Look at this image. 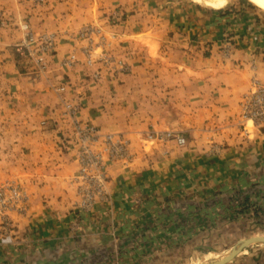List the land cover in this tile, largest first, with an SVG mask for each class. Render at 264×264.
<instances>
[{"label":"crops","instance_id":"0c3cea01","mask_svg":"<svg viewBox=\"0 0 264 264\" xmlns=\"http://www.w3.org/2000/svg\"><path fill=\"white\" fill-rule=\"evenodd\" d=\"M234 8L199 11L183 0H0V138L14 123L22 139L14 163L2 154L0 183L15 181L30 202L25 215L12 214L0 264H161L226 230L242 218L240 208L248 215L254 204L264 209V126L248 130L241 117L251 81L264 84V13ZM24 21L58 35L46 75L25 74L15 61ZM86 26L113 35L130 74L94 84V69L81 56L74 68L61 66L73 49L82 53L87 43L75 37ZM65 84L66 92H55ZM61 98L81 104L82 120L130 140L133 158L108 166L109 198L89 211L76 210L80 166ZM151 130L178 132L187 143L146 151L140 139ZM252 255L238 264H264V248Z\"/></svg>","mask_w":264,"mask_h":264},{"label":"built area","instance_id":"2783aa9c","mask_svg":"<svg viewBox=\"0 0 264 264\" xmlns=\"http://www.w3.org/2000/svg\"><path fill=\"white\" fill-rule=\"evenodd\" d=\"M43 2L44 0H38ZM24 39L17 47L21 54H27L37 64L39 72H45L48 68V55L52 52L55 43L54 34L35 35L27 23L22 24ZM93 36H97L95 42ZM80 37L88 39L87 65L92 66L95 62L93 46L103 48L107 44L105 36L101 35V29L86 26ZM113 39V35H111ZM96 43V44H95ZM92 50V51H91ZM99 59L105 66H111L116 73L125 72L128 67L121 59L108 55L99 54ZM76 61V55L72 54L66 59L65 65L72 66ZM64 90V88H61ZM66 116L74 131L78 147L77 158L80 166V174L75 179L77 184V195L79 197V210L89 211L98 202H105L109 198L107 191L106 167L109 163L127 160L129 158V142L123 136L113 134H102L100 130L86 122L81 121L78 116L79 107L73 103L65 104ZM242 117L252 122L255 127L264 126V84L254 78L251 81L247 94L241 102ZM152 141L175 140L178 145H184L186 140L183 136L172 131L153 132L148 135ZM29 197L17 184L10 182L0 188V219L5 226L9 225L7 216L11 211L25 214L28 211Z\"/></svg>","mask_w":264,"mask_h":264},{"label":"rangeland","instance_id":"374dc122","mask_svg":"<svg viewBox=\"0 0 264 264\" xmlns=\"http://www.w3.org/2000/svg\"><path fill=\"white\" fill-rule=\"evenodd\" d=\"M45 1L46 0H44L43 2H39L38 0H36V2L40 3V4L44 3ZM183 1L188 2L189 5H194L196 8L199 9V11H202L204 9L205 10L210 9V10L215 11V12H222V11L228 12L231 9H232L231 11H233L235 9L234 6L236 4H238V5H245L247 7L254 8L257 11L264 13V0H183ZM24 23H27L30 27V30L37 36L42 35V34H54V36H55L54 48H53L52 52L48 55V68L45 72H39L38 71L37 64L33 58L29 57L27 54H21L20 52L17 51V47L20 45V43L23 40L20 43L16 44L13 48L14 54H15L14 55L15 61H16L17 65L21 68L22 72H25V74L32 73L35 76L46 75L51 70V64L53 63V58L56 54V47L58 45V35L54 32L37 33L31 28L29 22H27V21H24L20 24L21 30H22V24H24ZM4 24H5V20L0 19V26H3ZM93 27L95 29H100L99 27H95V26H93ZM84 28L85 27H83L78 32L77 36L75 37L76 40L77 39H78V41L83 40L87 43V45L82 48L83 54L81 53L80 50L73 49L66 56H67V58H69L72 54H75L76 55L75 63L72 66L65 65V61L67 59L66 58L61 62L62 67L68 68V69L74 68L79 63V57L81 56V58H83V64L90 69H94V72L91 76L94 84L100 82V80L102 79L103 76H109L113 80H118L121 77L131 73V65H130L129 60L127 59L125 54L118 53V52L114 51L115 50V47H114L115 46L114 45L115 40L112 41L113 39L111 38V34H109V33L108 34L101 33L102 36L106 37L107 44L104 45L103 48H96V47H94L95 45L93 46L92 50H93V56L95 57V59H94L95 62L92 66L87 65V61H86L87 52L85 49L89 47V41H88V39L80 37V32ZM93 38L98 40L97 36H93ZM95 42H97V41L95 40ZM101 53H108V55H111V56L115 57L116 59L123 60V62L127 65L128 69L123 73L114 72L112 65L111 66H105V64H102V62H100L101 60L99 59V54H101ZM223 53L226 57L229 56L231 54V47L230 46L225 47L223 49ZM65 86H67V85L65 84L64 86L61 85L58 87L55 86L53 88H54L56 93H64L66 91L62 90L61 88L63 87L65 89ZM61 99L63 100L61 113H62V116H64V118H66L68 120L67 116L65 115L66 114L65 113L66 112L65 104L73 103V102H71L72 100L64 101L65 99H63V98H61ZM79 104L80 103H76V105L79 107L77 116L81 111L80 110L81 104L80 105ZM241 117H242V110H241ZM78 118H79V116H78ZM79 119L83 122H86V123H89V124L95 126L91 122L82 120L81 117ZM242 119H243V117H242ZM243 121L247 123L248 130H253L255 128V126L252 124V122H248L244 119H243ZM41 126L47 130L49 127V123L44 121L41 123ZM244 126H243V128H244ZM16 127H17V125L14 123L7 124V132L8 133H7L6 137L0 138V161L2 160L1 159L2 154L8 153L7 156L9 157V159H11L10 161H8V163H14L15 162L14 159L16 157V154L18 153L17 144L19 141L22 140L20 135L16 134V130H17ZM95 127H97V126H95ZM1 128H2V124L0 123V130H1ZM97 128L100 130V132L102 134H113L115 136L120 135V136H123L126 140H128V142L130 141L127 137H125V135L123 133H107V132H102V130L99 127H97ZM167 131H172V130H165V131L151 130V131L147 132L143 137H141L140 146L143 149H145L146 151H150L151 147L154 146L155 144H162V143L169 142V141H174L178 147H184L186 145L187 142L181 146V145H178L175 140L152 141L148 138V135L153 133V132H167ZM72 132H73V135L71 137L72 138L71 141L76 146V152H78V147L76 144L73 129H72ZM172 132L183 136L182 134H180L178 132H175V131H172ZM185 140H186V138H185ZM68 141L69 140H67V141L61 140L62 147H64V145L68 146V144H69ZM215 145L216 144H214V146ZM214 149H216V147ZM129 155L130 156L127 160H120V161H115L112 163L120 162L123 164H127L133 158L132 154L130 152H129ZM76 157H77V155H76ZM77 162H78V158H77ZM110 164L111 163H109L108 166ZM78 165H79V163H78ZM108 166L106 167V170H105L107 175H108ZM107 179H108V177H107ZM10 182H14L23 191H25L24 188L21 185H19L18 183H16L15 181H8V180L1 182L0 188L2 186H4L5 184L10 183ZM106 187H107V185H106ZM251 204H253V203H251ZM251 204H250V206H251ZM28 206L30 207V202H29ZM253 207L254 208L252 209V211H250L251 213L249 215H248L249 211L244 213L246 208H240L239 211H242L244 213V214L242 213V216H241L242 218L229 220V224L230 223L231 224L226 230L222 231L221 233L220 232L216 233L213 236L205 237L201 241L197 242L198 243L197 245L189 244V245L183 247L182 250H180L178 252L169 253L167 256H164L162 258L161 261H163V262H161V264H165V263L166 264L213 263V262L219 261L220 259L225 257L229 253L231 248L238 241L252 237V236H264V209L259 208V206L255 207V204L253 205ZM77 208L78 209H76V210H79V207H77ZM28 210H29V208H28ZM12 214H17L19 216L25 215V214H19L15 211H11L9 213V215L7 216V219L9 221V225H7V226L3 225L1 223V219H0V247H2L4 245V243H2V242H3V239L5 238V236L10 235L12 230H13ZM261 248H264V245H253V246L247 248L246 250H244L241 254H239L234 260H232L228 264H238V262L241 259L248 257V256H250V257L254 256L252 254H258V252L261 251Z\"/></svg>","mask_w":264,"mask_h":264},{"label":"water","instance_id":"95a60500","mask_svg":"<svg viewBox=\"0 0 264 264\" xmlns=\"http://www.w3.org/2000/svg\"><path fill=\"white\" fill-rule=\"evenodd\" d=\"M253 245H264V236H252L246 239L238 241L229 251V253L213 263H202V264H228L234 260L239 254H241L247 248Z\"/></svg>","mask_w":264,"mask_h":264}]
</instances>
